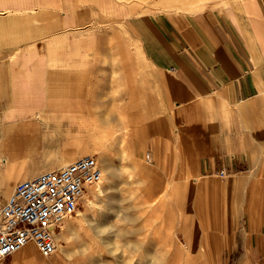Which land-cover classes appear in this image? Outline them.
<instances>
[{"label": "crops", "instance_id": "obj_1", "mask_svg": "<svg viewBox=\"0 0 264 264\" xmlns=\"http://www.w3.org/2000/svg\"><path fill=\"white\" fill-rule=\"evenodd\" d=\"M161 2L190 7L131 18L126 31L137 50L120 41L118 65L127 60L133 75L169 69L179 89L173 122L189 171L264 172V0ZM95 5L97 18L119 19L137 3L0 0V182L11 185L82 152L84 133L92 132L85 125L94 122L87 106L94 108L91 94L106 87L110 64L94 40L95 58L73 34L91 22Z\"/></svg>", "mask_w": 264, "mask_h": 264}, {"label": "rangeland", "instance_id": "obj_2", "mask_svg": "<svg viewBox=\"0 0 264 264\" xmlns=\"http://www.w3.org/2000/svg\"><path fill=\"white\" fill-rule=\"evenodd\" d=\"M136 3L137 6L129 10V15L119 19L111 18V11L106 12L110 15L97 18L96 14L101 10L95 5L91 22H87L85 27L73 29V34L79 40L86 39L88 43L87 48L82 45L85 47L83 51H91L95 58L91 49L93 43L90 48V42L94 40V48L109 53L106 55V60L110 61L109 67L103 71L108 72L107 76H103L105 73L101 75L107 79L104 81L106 87L91 94V99L95 101L94 109L111 107L115 112L145 111L131 124L133 134H138V138L131 139L128 146H121L110 137V132H104L103 136L107 137L106 148L100 147L95 145L96 141L103 143L104 140L100 137L96 140L92 137L93 132L87 131L84 134L89 133L87 136L94 139H86L82 152L60 165L82 154L100 157L107 153L116 168L120 169L114 194L106 192L99 197L90 193L94 201L102 205V210L87 205L84 200L78 214L67 220L64 230L58 234L57 251L53 255L45 256L32 244L35 247L32 257L27 258L22 252H17L0 260V264H70L67 253L74 248L86 247L89 255L77 256L71 264H150L148 257L156 251L166 258V264H264V218L260 217V213L264 212V200L259 201L260 188L251 189L249 185L239 187L235 184L236 180L247 177L251 172V182L264 181V172L231 173L226 168L225 175H221L219 170L202 176L199 172L189 171L177 139L179 125L173 122L179 89L171 72L162 67L157 68L155 75L145 72L133 75L127 60H121L119 65L117 63L116 50L120 41L123 45L130 43L129 50H137L135 39L126 31L131 18L144 13L183 10L189 8L190 4L167 5L161 0H136ZM127 4L131 5L129 2ZM95 27L97 34L91 33ZM134 82L137 89H134ZM193 126L194 132L196 125ZM79 128H84V124ZM80 131H76L78 135ZM147 153L151 156L145 159ZM129 170L132 179H129ZM30 177L33 176L18 179L14 186ZM110 177L107 174L102 184L105 185ZM195 178L200 180L198 183L204 182V185H198ZM249 195L259 202L249 204ZM217 196H229L232 200L233 225L228 234L223 233L225 241L222 245L216 244L220 235L218 231H221L218 224L229 214L227 207L223 205L219 216L211 208L208 209L207 203L203 205L207 199ZM197 201L203 203L201 207ZM248 208L251 219L246 215ZM99 224L108 227L113 225L110 227L112 231L101 235ZM194 228L199 232L196 248L203 246L211 251L210 257L202 262L192 258L195 255L192 251L194 247L191 246ZM116 229L121 230L120 235H113ZM109 234H112V239L119 237L121 241L118 253L104 246L103 237ZM64 235L75 237L73 245L63 241ZM125 241L130 244L125 245ZM138 249L142 250L141 253Z\"/></svg>", "mask_w": 264, "mask_h": 264}, {"label": "built area", "instance_id": "obj_3", "mask_svg": "<svg viewBox=\"0 0 264 264\" xmlns=\"http://www.w3.org/2000/svg\"><path fill=\"white\" fill-rule=\"evenodd\" d=\"M225 175L226 168L219 171ZM104 181L94 154L17 182L6 197L0 192V260L34 244L45 256L57 251V237L78 214L85 196Z\"/></svg>", "mask_w": 264, "mask_h": 264}, {"label": "bare ground", "instance_id": "obj_4", "mask_svg": "<svg viewBox=\"0 0 264 264\" xmlns=\"http://www.w3.org/2000/svg\"><path fill=\"white\" fill-rule=\"evenodd\" d=\"M87 107H88V112L89 113H94L93 114V116H94L93 117L94 118L93 121L94 122L91 123V124H86L85 128L92 130V132H93L92 137H94L96 140L99 139V137L102 138V140H104L103 143L102 142L98 143V140H97L96 144H95V142L93 144L98 145L100 147L106 148L107 137L103 136L104 132H110L111 133L110 137L112 139H114L115 141H118V143L121 144V146H124V147L129 145V142H131V139L138 138L137 137L138 134H137V136H136V134H133V129L131 127V124H132L131 121L135 120V118L138 116L139 113L135 112L136 113L135 114L131 110H129V111L121 110V111H116L115 112V111L112 110L111 107L106 108V109L100 108V109H95V110H93L94 108H92L91 106H87ZM142 112L143 113H140V115L145 114V111H142ZM85 137L87 139L89 138L91 140L94 139V138L89 137V136H85ZM141 140H142V138H141ZM150 156H151V154L147 153V156L145 157V159L150 158ZM97 159H98V162L100 163V165L103 167L104 179L107 178V174L111 175V177H110L109 181L105 185L100 184L99 186L94 187L91 190V193L95 194V196H99V197L104 196L106 192H110V193L112 192L114 194L113 191H115V189H116L117 176H118V173H120V171H119L120 169L116 168V166L113 164L111 158L107 155V153L104 154V155H101L100 157H97ZM252 174H253V172L249 173L247 175V177H245V178H240V179L236 180L235 184L237 186H239V187H241V185H243V186H248L249 185V186H251V189H253L254 187L260 188L261 195L259 197V201L261 202V200H264V181H259V182H256V183L254 181L251 182L252 178H250V176ZM194 181L197 182V183L200 182V180L198 178H195ZM203 183L204 182L198 183V185H204ZM249 183H252V185L249 184ZM205 186H207V183H205ZM13 188H14V183L10 185L9 182L7 180H5V179L0 182V192L2 193V195L6 196V197L13 191ZM211 188H212V186H211ZM233 199H236V198L233 197ZM231 201L232 200H230L229 196L213 197V198L207 199L206 202H204V204L201 201H197L198 202L197 204L199 205V207H201L202 204L205 205L207 203L208 209L211 208L212 210H214L213 213L214 214H218L219 216H220V213L222 212V210L224 209L223 205L227 207V210H228L229 214L228 215L225 214L227 217L223 220V222L218 224L219 225V230H221V231H218V234H220V235H219V241L216 244H221L222 245L224 243L225 238L223 236V233L228 234V232L231 230V227L233 225V215H232L233 213L231 211L232 207L230 205ZM259 201L252 199L250 197V195L248 196V203L249 204H253L254 205V204L258 203ZM85 203L87 205H90V206H97L99 209L102 210V205L96 203L94 201V199L91 197L90 194L85 196ZM209 212H210V210L208 211V213ZM246 215L248 216L249 219H251V215L252 214H251V211H250L249 208L246 211ZM260 217L262 219L264 218V212L260 213ZM99 225H100V231H102L105 228H108L109 232L112 231V229H110V227H113V225H111L110 227L105 226V224H99ZM184 225H182V226H184ZM216 228H218V226H216ZM63 230H64V227H63L62 231ZM120 231L121 230L118 231L117 229L114 230L113 231L114 232L113 235H117V234L120 235V233H121ZM109 232H107V233H109ZM110 235H112V234L104 236L103 237V242H104V246H106L110 250L112 249V251H114L113 248L108 247V245L111 244L114 241V239H112V237ZM198 235H199V232H197L196 229H195V231L193 233V238L194 239H193V241H191V246L194 247L192 251L195 254V255H192V258L196 259L197 261L202 262L203 259L210 257L211 251L209 252L203 246L201 248H199V249L196 248V246L199 243ZM63 237H65V235ZM129 244H130L129 241H125V245H129ZM34 249H35V247L32 244H28V245L23 247L18 252H22L25 255V257L30 258V257H32L34 255Z\"/></svg>", "mask_w": 264, "mask_h": 264}, {"label": "clouds", "instance_id": "obj_5", "mask_svg": "<svg viewBox=\"0 0 264 264\" xmlns=\"http://www.w3.org/2000/svg\"><path fill=\"white\" fill-rule=\"evenodd\" d=\"M129 179H132V174L129 170ZM109 232L108 228H105L102 230L101 235H103L104 233ZM75 237L72 235H66L65 237H63V241L65 243H67L68 245H73ZM121 241L119 239V237L115 238L114 241L108 245V247H111L113 249H115L117 251V253L119 252V249L121 248ZM131 247V246H129ZM138 251L141 253V249H138ZM89 255V249L86 248H79L76 249L74 248L72 252L67 253V260L71 262L77 257V256H88ZM150 260V264H166V258L162 255V254H158L157 251L155 252V254L150 255L149 257Z\"/></svg>", "mask_w": 264, "mask_h": 264}]
</instances>
